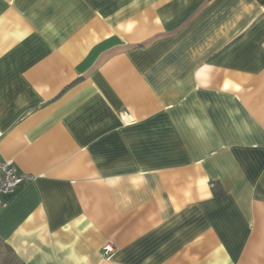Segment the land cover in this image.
<instances>
[{"label":"crops","instance_id":"0c3cea01","mask_svg":"<svg viewBox=\"0 0 264 264\" xmlns=\"http://www.w3.org/2000/svg\"><path fill=\"white\" fill-rule=\"evenodd\" d=\"M0 160L21 264H264V5L0 0Z\"/></svg>","mask_w":264,"mask_h":264},{"label":"built area","instance_id":"2783aa9c","mask_svg":"<svg viewBox=\"0 0 264 264\" xmlns=\"http://www.w3.org/2000/svg\"><path fill=\"white\" fill-rule=\"evenodd\" d=\"M35 180V176L19 170L12 161L0 160V195L12 193L21 185ZM113 252L111 246L104 248V256H110Z\"/></svg>","mask_w":264,"mask_h":264},{"label":"trees","instance_id":"16d2710c","mask_svg":"<svg viewBox=\"0 0 264 264\" xmlns=\"http://www.w3.org/2000/svg\"><path fill=\"white\" fill-rule=\"evenodd\" d=\"M261 4L264 5V0H258ZM0 264H21L17 258L11 254L8 253H0Z\"/></svg>","mask_w":264,"mask_h":264}]
</instances>
